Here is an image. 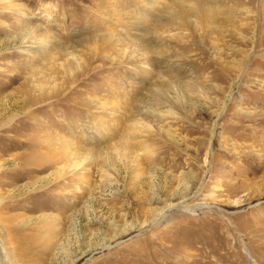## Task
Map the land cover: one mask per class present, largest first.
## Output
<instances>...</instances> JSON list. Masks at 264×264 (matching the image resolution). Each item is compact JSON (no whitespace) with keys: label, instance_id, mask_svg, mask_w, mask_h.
Instances as JSON below:
<instances>
[{"label":"rangeland","instance_id":"obj_1","mask_svg":"<svg viewBox=\"0 0 264 264\" xmlns=\"http://www.w3.org/2000/svg\"><path fill=\"white\" fill-rule=\"evenodd\" d=\"M210 2L0 0V264H264V0Z\"/></svg>","mask_w":264,"mask_h":264},{"label":"bare ground","instance_id":"obj_2","mask_svg":"<svg viewBox=\"0 0 264 264\" xmlns=\"http://www.w3.org/2000/svg\"><path fill=\"white\" fill-rule=\"evenodd\" d=\"M173 1H174V6L172 7V11H170L171 15H169L171 17H170V19L169 18L165 19V21H164V23L162 25L163 29L164 28H168L167 24H168V22H171V21H172L171 23L174 25V27L184 28L185 21H187V23H188V21L190 20V17H194L195 19L201 20V19H206L207 18V17H204V16L211 15L210 14V7H212V6L210 5V3H211L210 0H173ZM152 6H154V5H152ZM152 6H150V7H152ZM153 8L155 9V7H153ZM158 10H160V9H158ZM213 10H215V9H213ZM147 17H149V16H147ZM192 21H193V18H192ZM158 39L160 40L161 38L157 37L156 40H158ZM40 42H41V45H44L46 40L42 39V40H40ZM160 43H161V41H160ZM156 46L159 47L161 45H156ZM161 47H163V46H161ZM161 47H159V48H161ZM159 48H157L159 54L163 55L162 51H164L165 48H163L164 50L159 49ZM165 53H166V55L164 54V56H168L167 51ZM46 140L47 139H44V141H46ZM62 141H63V139H62ZM48 142L49 141H47V143ZM124 142H125V144L123 143L124 144L123 145L124 148L126 146H127V148H129L128 147L129 144L133 143V142L130 141V136L129 135L124 138ZM66 145L68 146L67 147L68 151H70L71 155H72V160H71V163L68 165L67 171L70 173V172L78 170L77 172L79 173L82 170V167L84 165V162H85L84 159L86 158V155L84 153H82L83 151H82V149L80 147H78L79 145H76V147L73 146V140L72 139L71 140H66ZM257 229L259 230V227ZM2 249H3V244H2V240L0 238V250H2Z\"/></svg>","mask_w":264,"mask_h":264}]
</instances>
